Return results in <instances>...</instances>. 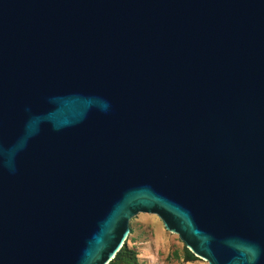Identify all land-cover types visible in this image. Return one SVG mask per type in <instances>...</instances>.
<instances>
[{"label":"water","instance_id":"obj_1","mask_svg":"<svg viewBox=\"0 0 264 264\" xmlns=\"http://www.w3.org/2000/svg\"><path fill=\"white\" fill-rule=\"evenodd\" d=\"M137 213L264 264V0H0V264H107Z\"/></svg>","mask_w":264,"mask_h":264},{"label":"rangeland","instance_id":"obj_2","mask_svg":"<svg viewBox=\"0 0 264 264\" xmlns=\"http://www.w3.org/2000/svg\"><path fill=\"white\" fill-rule=\"evenodd\" d=\"M123 244L136 264H206L184 246L176 233L165 230L154 214L131 217Z\"/></svg>","mask_w":264,"mask_h":264},{"label":"trees","instance_id":"obj_3","mask_svg":"<svg viewBox=\"0 0 264 264\" xmlns=\"http://www.w3.org/2000/svg\"><path fill=\"white\" fill-rule=\"evenodd\" d=\"M107 264H136V262L132 254L122 244Z\"/></svg>","mask_w":264,"mask_h":264}]
</instances>
